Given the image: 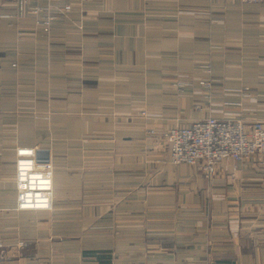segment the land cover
<instances>
[{
  "label": "crops",
  "instance_id": "obj_1",
  "mask_svg": "<svg viewBox=\"0 0 264 264\" xmlns=\"http://www.w3.org/2000/svg\"><path fill=\"white\" fill-rule=\"evenodd\" d=\"M35 4L0 1V264H264V169L225 161L205 177L163 140L207 117L264 120V2ZM103 130L100 159L63 158ZM23 146L50 153V211L16 209Z\"/></svg>",
  "mask_w": 264,
  "mask_h": 264
},
{
  "label": "built area",
  "instance_id": "obj_2",
  "mask_svg": "<svg viewBox=\"0 0 264 264\" xmlns=\"http://www.w3.org/2000/svg\"><path fill=\"white\" fill-rule=\"evenodd\" d=\"M12 4L21 14H37L53 0H0ZM245 3H262L264 0H242ZM69 7H66L68 9ZM45 9H47L45 7ZM56 16L47 15L38 22L44 32L49 31ZM206 92L212 81L200 83ZM176 89L185 83L177 81ZM244 95H247L245 93ZM140 116H146L145 111ZM163 140L174 165L194 166L205 177L218 174V166L225 161H252L264 169V120L245 122L242 119H216L207 117L189 127L169 129ZM35 147L16 151V209L18 211H50L53 208V166L48 160L37 158ZM0 248L2 245L0 244Z\"/></svg>",
  "mask_w": 264,
  "mask_h": 264
},
{
  "label": "rangeland",
  "instance_id": "obj_3",
  "mask_svg": "<svg viewBox=\"0 0 264 264\" xmlns=\"http://www.w3.org/2000/svg\"><path fill=\"white\" fill-rule=\"evenodd\" d=\"M177 81H179V80H177ZM177 81H175V82H177ZM182 82H184V81H182ZM141 117H143V116H141ZM147 117H148L147 114H146V116L143 117L144 119H146L145 121H147ZM84 121L86 122V124H88V122H89L88 120H84ZM45 122H47V120H45ZM74 122H75V124L79 123V126L78 127H75V126L70 127V130L72 128H74V130H76V128H79V132H83L85 130L86 126L84 125L83 122H78V121H74ZM57 123H58V120H50V128H51V130L53 128H55ZM117 125H120V124L118 123V124L114 125L113 127H116ZM46 131L49 132L48 129H45L44 132H46ZM145 135H146V138H148V139H152L155 136L154 132L152 130L151 131L145 130ZM109 137L110 136H105L104 130L102 131V133L100 135H96V137H94L92 133H91V135L88 133V135L81 136V139H80L81 140L80 141L81 146L80 147L82 148V152L77 153V152L74 151L73 153H70L69 156H68V154L63 155V158L70 159V160L71 159H78V158L81 159V160H90V159H92L93 157L96 156L97 159H100V157L104 156V150H103L104 149V144H105L104 140H107ZM54 139H56V138L55 137L50 138V142L54 141ZM94 139H96V140H94ZM95 141H97V142H95ZM76 144H78V143L76 142ZM20 148H30V147H27V146L18 147L17 150L20 149ZM50 160H51V157H50ZM52 166H53V164H52ZM15 167H16V163H15ZM84 234H86V235L82 237V241L84 242V244L89 246V243H90V238L88 236L89 233L84 232ZM98 239H100L102 241L104 240L103 237H97L96 240H98ZM4 259H5V255H2L0 253V263Z\"/></svg>",
  "mask_w": 264,
  "mask_h": 264
},
{
  "label": "water",
  "instance_id": "obj_4",
  "mask_svg": "<svg viewBox=\"0 0 264 264\" xmlns=\"http://www.w3.org/2000/svg\"><path fill=\"white\" fill-rule=\"evenodd\" d=\"M50 157V153L47 150H38L37 151V158L48 160Z\"/></svg>",
  "mask_w": 264,
  "mask_h": 264
}]
</instances>
